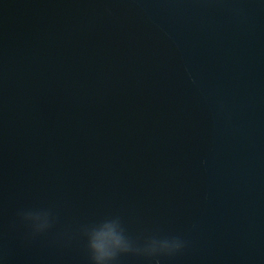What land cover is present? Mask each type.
<instances>
[{
  "label": "water",
  "instance_id": "water-1",
  "mask_svg": "<svg viewBox=\"0 0 264 264\" xmlns=\"http://www.w3.org/2000/svg\"><path fill=\"white\" fill-rule=\"evenodd\" d=\"M108 224L115 264H264V0H0V264Z\"/></svg>",
  "mask_w": 264,
  "mask_h": 264
},
{
  "label": "clouds",
  "instance_id": "clouds-1",
  "mask_svg": "<svg viewBox=\"0 0 264 264\" xmlns=\"http://www.w3.org/2000/svg\"><path fill=\"white\" fill-rule=\"evenodd\" d=\"M47 226V221H45L37 226V230H43ZM105 228L106 232L103 235L106 237V243L100 242L99 233H94L89 240V249L91 251L94 264H115L119 254L126 253L131 250L129 242L125 239L116 224H108ZM182 247L183 241L179 238H173L171 240L163 241L153 240L148 250L155 252L159 248L176 251L180 250Z\"/></svg>",
  "mask_w": 264,
  "mask_h": 264
}]
</instances>
